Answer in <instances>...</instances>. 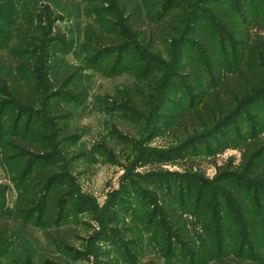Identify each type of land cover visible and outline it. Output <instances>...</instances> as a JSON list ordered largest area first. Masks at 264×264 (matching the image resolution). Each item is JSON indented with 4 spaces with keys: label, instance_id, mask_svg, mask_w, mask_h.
<instances>
[{
    "label": "rangeland",
    "instance_id": "1",
    "mask_svg": "<svg viewBox=\"0 0 264 264\" xmlns=\"http://www.w3.org/2000/svg\"><path fill=\"white\" fill-rule=\"evenodd\" d=\"M120 1L137 6L143 18L149 14L151 29L145 39L128 33H122L128 35L123 42L117 37L125 21L111 11L116 10L112 0H0V45L8 48L17 47L18 35L31 22L45 28L35 16L48 12L52 34L24 59L36 65L38 87L41 72L57 86L47 108L35 104L23 114L0 93V186L8 187L0 203V264H167L173 252L188 258V263L177 264H193L185 251L189 248L197 252L194 264H215L219 248L231 256L239 250V209L229 188L245 190L251 209L257 208L251 202L259 190L264 211V179L246 169L243 157L246 144L264 139V96L207 140L186 144V136L168 131L178 115L200 106L211 87L207 79H202L203 95L190 87V70L202 71L205 63L193 29L215 36L216 59L231 72L245 62L249 36L264 34V0ZM222 8L233 19L234 35L217 30L222 26L211 14ZM166 11L167 16L180 15L176 31H163L157 21ZM211 21L216 33L210 30ZM99 35L108 41L96 43ZM118 41V48H101ZM44 50L48 54L41 58ZM1 58L10 61L9 54ZM138 61L150 71L142 82L133 72ZM70 74L78 75L63 85ZM23 86L25 99L30 92ZM6 141L31 153H9L13 158L5 167ZM23 161L34 162L30 177L44 170L55 178L42 199L45 205L24 222L9 218L27 182L9 170L22 172ZM52 206L59 226L44 213L48 209L51 217ZM204 206H211L220 223L221 247L203 228ZM167 207L185 230L180 241L185 250L178 249L179 241L168 239L171 221L161 212ZM259 220L262 225L264 218ZM258 238L246 245L244 254L252 248V254L259 253L260 248L257 264H264V233Z\"/></svg>",
    "mask_w": 264,
    "mask_h": 264
},
{
    "label": "trees",
    "instance_id": "2",
    "mask_svg": "<svg viewBox=\"0 0 264 264\" xmlns=\"http://www.w3.org/2000/svg\"><path fill=\"white\" fill-rule=\"evenodd\" d=\"M112 2L115 5L116 10L113 9L111 11H115L117 14L120 13L123 16L122 19L125 21L123 30H120V32L118 31L117 34L119 35L116 36L119 37L122 42L124 40V37H128V35L134 36L137 40L145 39V32L150 31L151 29L150 26L152 19H150L149 14L146 15L147 18H143L141 16L142 14L139 12L138 7L129 6L131 5V3L128 1L122 2L120 0H112ZM97 10L100 12L99 9ZM221 10L222 11H217L211 14L212 18L217 21L218 24H221V29H219V27L217 26L214 27L213 22L211 21L210 30L216 33L215 28L217 27V30H219L222 35L224 33L233 34L234 28H231L234 27L233 19L230 17L231 15H228V9L227 11L223 8ZM167 15L168 12L166 11L158 18L159 20H157L163 27L162 30L167 31L166 29H168V31H176V29L178 28L174 27H178V24L181 20L179 18L180 15ZM148 19L151 22L147 21ZM36 20L40 24L45 22V28H38L36 25L34 27L33 22H31V25L28 26L27 30L21 32V34L18 35L21 40L19 41V44L16 48H14V45L12 44L9 48L5 47L6 45H0V93L4 96H7L10 103L16 106L18 110L20 109V112H22L21 114H23L25 110H33L35 106H32L35 104L40 107L42 106L47 108L49 103L48 100H51V98L49 97L51 91L56 90L55 88L57 87L53 84L52 80L48 79L47 74L44 72L40 73L41 86L38 87L36 65L28 64L29 61L24 59V57L29 54V50H34V47L43 43L45 36L52 34L53 26L51 25V19L46 10H43L42 14H40L39 16H35V21ZM108 31L113 33L112 30ZM36 32L38 34H35ZM213 32H211V34ZM122 33H128V35L123 36ZM191 34L194 36L197 42L199 41V50L205 57V63L204 67L201 66L202 71L199 70V72H197L195 68L190 70L192 71L191 76L193 75V84L191 83L190 87L193 92L197 91L201 94L203 91L202 81L204 79L209 80V82L211 83V87L210 90L205 92V95L201 94L203 95V99L199 107L178 115L176 117L174 125L168 129V131L176 133V136H186V141L184 142L186 144H193L196 142L198 143L209 139L216 131L223 128L232 119L236 118L237 115L241 114L245 108L250 107L257 99L264 96V34L258 33L249 36V51L246 60L242 65L239 64L238 66H236L233 70H231V72L226 71L227 67L225 66L224 61L220 60L221 62H218L216 59L217 54L214 48L215 36L212 37L209 31L203 29L196 31L195 29H193V32H191ZM105 39L108 41V38L99 35L96 43H100V41H104ZM119 42L120 41L115 44H107L101 48H118L120 47ZM3 47H5L6 49H4ZM44 51L42 52L43 54L41 58H43L45 54H48L46 50ZM99 51L97 50L95 52ZM32 53L33 56L37 55L36 51ZM4 54L10 55V61L1 58ZM212 59L215 61L214 66L210 64V60ZM36 60H38L37 57L35 58V61ZM143 69L144 65L140 64L139 61L133 65L135 80L142 82L148 78L150 71L147 72ZM182 69L183 71L185 70L184 68ZM3 73H5V75ZM77 75L70 74L63 80V85L67 86V83L71 82ZM4 76L6 77L5 80L2 79L4 78ZM21 85H24L23 87L28 92H30V94H28L27 98L25 99H23V93L20 89ZM18 97L21 98L24 103H21ZM2 133L3 127L0 125V146H2ZM4 146L6 148L3 154L5 167H7L6 164L9 163L8 159L13 158V156H10L9 153H13L14 151L22 156L28 155L26 153H31L21 145L15 144V142L6 141ZM13 154L15 155V153ZM243 157L244 166L246 167V169H248V171L253 174L260 175V177L264 179V139L259 140V138H253L252 142L246 144L243 147ZM24 161H26V159H24ZM24 161L22 163V172L16 171L11 167V170H9L10 173H12V176L19 181L27 180V182L22 186L23 189L21 190L14 211L9 212V214H11L9 218H19L23 222L27 218L33 217L36 213H39V208L45 205V203L42 202V199H45L49 190L53 187L52 185L55 179L53 178V174H51V172H47L44 170L37 171L30 177L29 173L32 172V168H29V166L30 164L33 165L34 162L31 161L25 164ZM7 190V186H0V203L6 199ZM254 191L255 193L252 197L251 203L255 204L257 208L252 207L251 209L250 205L247 203L248 200L245 190H242L241 188H229V191L227 193H229L231 198L237 204V208L239 209L240 220L239 222H236L239 230L237 232V236H235V240L237 241V243H240L239 250L236 252L235 256H231L230 254H222L221 248H219V251L214 256V260L212 261L213 263L257 264V261L260 260L258 259L260 258V248H257L259 253L252 254L253 248L251 247L252 249L250 250V254L247 252L244 254L246 245L249 244L251 246L255 241L259 239L258 234L260 232L264 233V220L262 225H260L259 220V217L263 219L264 216H258L264 215V211L259 206V204H261L260 199L258 198L260 191ZM29 197H31V199H28ZM261 197L262 199L264 198L263 195H261ZM249 200L251 201V197L249 198ZM21 202H25V205L23 207L20 206ZM196 205L198 204L196 203ZM196 207L199 210L201 209V206H199V208L198 206ZM55 210L56 207H53L52 211H50V217L48 209L45 208L44 213L48 215L47 217L49 220L51 219L54 221L52 217L55 214ZM204 211L205 220L203 223V228L206 231H209L212 236L211 239L213 238L212 241H215L218 247H221L223 244L221 240L223 231L220 232L218 226H216L220 223L217 221V219L214 218L211 206H204ZM161 212L163 213L164 218L166 217L169 222L171 221L169 224L172 233L168 236V239H170L171 241V238H173L175 241H179L178 243H180V246H178V249H184L182 248L183 243L180 241L186 238V234H184L185 230L179 226L180 222L177 218V215L168 207L166 208V210H161ZM256 212H258L259 214L256 215ZM200 213L201 212H198L197 216H199ZM54 224L55 226H57L58 221L55 220ZM2 235H4V233L0 231V242H2ZM215 247L217 246L213 242L212 248L215 249ZM241 249L243 251H241ZM185 251L190 254L194 264L197 254L195 249L190 250L189 248V250ZM240 251L243 253H241L243 257H241ZM172 255L174 257L167 260V264H177L175 262L177 260L188 263V261H186L187 257L183 258L182 255H176L174 252L172 253Z\"/></svg>",
    "mask_w": 264,
    "mask_h": 264
}]
</instances>
